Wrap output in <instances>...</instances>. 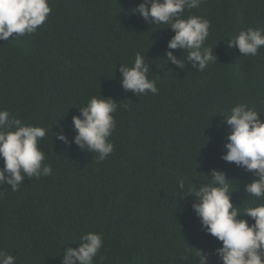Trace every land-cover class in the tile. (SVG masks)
Returning a JSON list of instances; mask_svg holds the SVG:
<instances>
[{
	"label": "trees",
	"instance_id": "1",
	"mask_svg": "<svg viewBox=\"0 0 264 264\" xmlns=\"http://www.w3.org/2000/svg\"><path fill=\"white\" fill-rule=\"evenodd\" d=\"M141 2L49 0L52 11L36 33L0 41V108L48 130L39 147L53 169L25 177L17 192L0 185V249L16 264H63L61 246L78 247L88 231L104 236V258L94 264H195L185 253L195 247L208 264H222V242L206 232L192 208L196 198L182 195L178 182L200 187L212 169L223 170L236 207L252 202L245 185L257 177L222 158L231 126L219 112L240 101L264 110V48L247 57L227 44L241 29H264V0H204L191 10L211 21L205 44L217 60L203 72L183 49L168 48L170 27L133 11ZM168 51L183 68L167 62ZM136 52L158 94L123 89L119 63ZM100 92L121 107L109 137L114 151L97 162L75 144L72 117ZM61 130L70 144L57 138Z\"/></svg>",
	"mask_w": 264,
	"mask_h": 264
},
{
	"label": "clouds",
	"instance_id": "2",
	"mask_svg": "<svg viewBox=\"0 0 264 264\" xmlns=\"http://www.w3.org/2000/svg\"><path fill=\"white\" fill-rule=\"evenodd\" d=\"M204 0H143L133 11L152 25H167L174 31L168 42L169 49L181 48L187 52V60L194 68L203 72L217 58L213 47L206 46L211 21L206 17L191 14ZM52 9L49 0H0V41L23 37L37 32ZM186 11L189 13L185 15ZM228 47H237L240 56L255 57L264 48V29L247 27L235 36L227 38ZM166 60L184 67V61L177 59L171 51ZM149 63L145 55L136 52L130 63H119L120 83L125 91L135 96L147 93L158 94L157 81L149 79ZM116 71V70H115ZM264 103V100L261 101ZM121 105L111 97L92 95L79 107L80 115L72 117L76 130L75 144L95 153L97 162L104 161L114 151L109 137L116 129L114 113ZM126 107V106H125ZM221 113L230 129L225 137L227 152L223 159L234 162L253 174L251 182L245 185L246 198L252 202L241 210L231 200L234 190L223 170L212 169L210 176L200 187L194 183L186 187L181 179L177 188L181 194L194 196L192 208L200 218L206 232L222 242L216 253L222 264H264V110L249 106L246 101L234 103ZM48 130L12 117L7 109L0 108V185H10L11 191L20 190L25 177L40 179L53 172L51 164L43 163L45 152L39 147ZM57 138L70 144L61 130ZM251 218L252 223L248 219ZM101 232L88 231L80 237L79 246L63 249V264H94L103 245ZM60 251V252H61ZM186 258L192 256L195 264H208V255L195 247L185 249ZM0 264H16V257L0 249Z\"/></svg>",
	"mask_w": 264,
	"mask_h": 264
}]
</instances>
